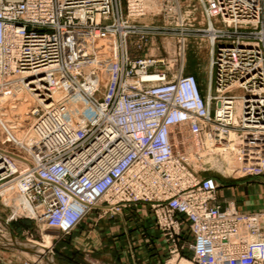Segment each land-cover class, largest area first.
Listing matches in <instances>:
<instances>
[{
  "label": "built area",
  "instance_id": "obj_1",
  "mask_svg": "<svg viewBox=\"0 0 264 264\" xmlns=\"http://www.w3.org/2000/svg\"><path fill=\"white\" fill-rule=\"evenodd\" d=\"M208 1L207 17L224 26L256 28L264 16L261 0ZM127 2L129 16L146 15V0ZM160 2L165 14L173 12L170 0ZM111 6L112 0H0V92H23L34 102L23 137L3 126L23 150L11 155L0 147V203L11 211L6 222L27 218L68 234L102 202L111 214L145 203L171 243L170 254L177 252L183 221L193 237L194 264H264V212L222 208L216 181L199 179L188 168L187 154L176 153L171 143L172 130L181 125L193 133L210 125L212 95L204 104L192 78L168 84L165 75L148 74L143 62L140 77L116 79L103 105L91 97L100 70L92 69L82 87L70 78L65 55L73 42L95 49L91 44L103 33L100 21L108 19ZM210 27L213 47L217 43L213 65L220 101L214 123L218 130L240 124L246 132L264 135V45ZM262 27L258 35L264 44ZM82 60L99 63L94 50ZM61 83L81 98L76 111L82 120L75 125L55 102ZM190 83L195 94L181 92ZM237 87L243 95L227 94ZM259 167L264 173V157Z\"/></svg>",
  "mask_w": 264,
  "mask_h": 264
},
{
  "label": "rangeland",
  "instance_id": "obj_2",
  "mask_svg": "<svg viewBox=\"0 0 264 264\" xmlns=\"http://www.w3.org/2000/svg\"><path fill=\"white\" fill-rule=\"evenodd\" d=\"M204 2L205 4H203ZM204 2L203 0H170L167 5L172 7L173 12L165 14L160 0H146L148 9L146 15L135 18L129 16L127 0H112L108 19L100 21L103 33L95 40L94 44H91L95 49L80 47L73 42L70 53L65 55V65L70 78L74 79L80 87L83 86L84 80L89 77V72L92 69L100 70L97 71V81L91 94L94 103L98 105L107 102L113 84L118 77H140L139 62L145 63L142 67L148 74L165 75V83L168 84L177 82L179 78H192L204 104L209 94L214 99L210 105L212 122L209 126L203 127L204 131L201 130L200 133H193L188 124L173 129L170 139L175 146L176 153L187 154L188 168L199 179L210 178L216 181L218 185L217 200L220 205V201L225 196L232 194L239 199L238 205L235 207L237 210L238 207L241 208L238 211L246 214H262L264 212V173L259 167V162L264 157V151H262L264 150V135L246 132L241 129L240 124L230 126L225 131L218 130L214 123L216 122L215 110L220 107L213 65L217 55V43L213 47L208 25L209 22L215 27L219 25L218 28L225 31V34L231 37L239 36L242 41L250 40L262 48L264 44L261 40L263 39L259 38L258 33L260 34L262 26H264V16L262 15L257 22L256 28L253 25L245 24H238L236 28L233 25L224 26L221 22L217 23L218 19L207 17L206 7L212 5V2L208 0H204ZM260 2L264 4V0ZM102 38L105 39L103 45L99 43ZM93 50L99 63L90 65L88 62H83L82 56L92 54ZM135 63H137V67H134ZM60 85L62 86L56 96V104L61 102V108L69 106L74 111L80 109L82 107L81 98L73 92L72 86L66 83ZM241 90L243 89L239 87L233 88L231 91H227V94L240 96L243 95ZM9 96L13 98L12 109L22 116L24 125L20 128V134L9 129L7 124L6 126L13 136L21 138L22 131L28 129L33 120L31 107L34 102L25 104L13 94H9ZM1 113L2 117L6 115L4 111ZM65 113L69 114V111L63 109L64 117ZM0 135L5 136L1 148L7 150L11 155L23 153L20 147L18 148L11 142L1 124ZM244 164L246 167H241ZM137 204L145 207L147 214L154 218L150 205L145 203L130 204L121 207L115 214H111L106 212L104 208L107 205L102 202L99 204L102 208L91 209L67 234L63 230L47 227L36 220L27 218L7 223L6 220L11 215V211L0 203V259L2 260L0 264H23L25 262L96 264L89 256L74 259L70 247L67 245L72 231L91 213H96V218L100 216L112 219L118 216L124 208H130ZM227 206L221 205L222 208ZM145 210L143 211L145 212ZM154 223L159 235L165 241V250L169 257L168 264H179L181 261H186V264H194L191 249L193 237L188 231L187 223L182 221L183 231L174 243L177 249L174 254L168 252L171 243L158 229L155 218ZM1 236H4L7 242L3 241ZM47 237L50 241L49 248L45 252L39 253L34 244L44 245ZM15 246L28 251H23Z\"/></svg>",
  "mask_w": 264,
  "mask_h": 264
},
{
  "label": "crops",
  "instance_id": "obj_3",
  "mask_svg": "<svg viewBox=\"0 0 264 264\" xmlns=\"http://www.w3.org/2000/svg\"><path fill=\"white\" fill-rule=\"evenodd\" d=\"M238 200L229 194L220 203L236 207ZM143 210L145 207L137 204L112 219L89 214L68 239L74 259L89 256L96 264H168L165 241L152 215ZM183 263L186 261L179 264Z\"/></svg>",
  "mask_w": 264,
  "mask_h": 264
},
{
  "label": "bare ground",
  "instance_id": "obj_4",
  "mask_svg": "<svg viewBox=\"0 0 264 264\" xmlns=\"http://www.w3.org/2000/svg\"><path fill=\"white\" fill-rule=\"evenodd\" d=\"M210 18V17H209ZM256 20L257 17H256ZM210 23V22H209ZM211 23L209 24V27H210ZM212 27H210L209 31H211ZM99 43L101 45L105 44V39L102 38ZM14 91V90H13ZM183 91H186V92H190L191 94H195V89L193 88L192 84L190 83L188 86H184L182 89H181V92ZM18 93V92H17ZM23 92H20L19 95H14L13 92H7V91H2L0 92V124L2 126H5V127H9V129L11 130H15L17 131V133L20 134V128L24 125L23 123V119H22V116L17 113L14 109H12L11 107V104H12V96H9V94H13L14 97H17L18 99H20L21 101H23L25 104H28L29 102H32V98L29 96V94H26L24 93V95H22ZM73 106V105H72ZM4 108V109H3ZM64 109V111H69V114L65 113V120H67L71 125H75L79 122H81L82 118L81 116L78 114V111H74L72 110L69 106H65V107H62ZM85 108V107H83ZM62 109V110H63ZM1 111H4V113L6 115H4V117H2V113ZM74 111V112H73ZM7 124V126H6ZM27 124V122H26ZM32 124V122H31ZM27 129H24V131H22L21 133V137H23L26 133H27ZM33 133L32 132H29L28 133V137L31 138L33 137ZM27 138V137H26ZM5 141V136H1L0 135V146H3V142ZM28 141V140H27ZM264 149V148H263ZM264 151V150H262ZM228 166V165H227ZM241 167H246V165L244 164L243 166ZM228 168V167H227ZM236 167L234 166V169ZM224 172V171H223ZM226 172V171H225ZM229 172H230V169H229ZM17 202H21L20 201V198L17 199ZM74 211L76 212H79L80 211V207L77 206L76 208H74ZM1 239L5 242H7L6 238L4 236H1ZM49 238L47 237L46 238V243L44 245H39V244H34V247L35 248H38L36 250L40 252H45L48 248H49ZM182 262V261H181ZM184 264V263H183Z\"/></svg>",
  "mask_w": 264,
  "mask_h": 264
},
{
  "label": "water",
  "instance_id": "obj_5",
  "mask_svg": "<svg viewBox=\"0 0 264 264\" xmlns=\"http://www.w3.org/2000/svg\"><path fill=\"white\" fill-rule=\"evenodd\" d=\"M15 247H17V246H15ZM17 248H19V249H21V250H23V251H28V250L25 249V248H21V247H17Z\"/></svg>",
  "mask_w": 264,
  "mask_h": 264
}]
</instances>
